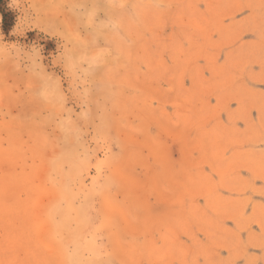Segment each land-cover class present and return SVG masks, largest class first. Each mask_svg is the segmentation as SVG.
Returning a JSON list of instances; mask_svg holds the SVG:
<instances>
[{
	"label": "rangeland",
	"instance_id": "rangeland-1",
	"mask_svg": "<svg viewBox=\"0 0 264 264\" xmlns=\"http://www.w3.org/2000/svg\"><path fill=\"white\" fill-rule=\"evenodd\" d=\"M95 263L264 264V0H0V264Z\"/></svg>",
	"mask_w": 264,
	"mask_h": 264
},
{
	"label": "bare ground",
	"instance_id": "bare-ground-1",
	"mask_svg": "<svg viewBox=\"0 0 264 264\" xmlns=\"http://www.w3.org/2000/svg\"><path fill=\"white\" fill-rule=\"evenodd\" d=\"M57 164V163H56ZM58 166V165H57ZM58 168V167H57ZM82 208V210H83V207H81ZM79 211H81V210H79ZM77 217V216H76ZM79 218V217H78ZM86 218V217H85ZM85 239V238H84ZM91 239V238H90ZM91 240H93V239H91ZM86 242V241H85ZM91 242V241H90ZM84 243V242H83ZM93 244V243H92ZM80 245V244H79ZM90 248H91V246H90ZM88 249V248H87ZM79 253V252H78ZM76 254V253H75ZM96 264V263H95Z\"/></svg>",
	"mask_w": 264,
	"mask_h": 264
}]
</instances>
